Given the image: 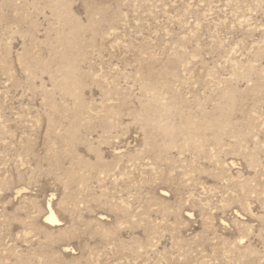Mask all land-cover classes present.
Instances as JSON below:
<instances>
[{
	"label": "rangeland",
	"instance_id": "1",
	"mask_svg": "<svg viewBox=\"0 0 264 264\" xmlns=\"http://www.w3.org/2000/svg\"><path fill=\"white\" fill-rule=\"evenodd\" d=\"M0 264H264V0H0Z\"/></svg>",
	"mask_w": 264,
	"mask_h": 264
},
{
	"label": "bare ground",
	"instance_id": "2",
	"mask_svg": "<svg viewBox=\"0 0 264 264\" xmlns=\"http://www.w3.org/2000/svg\"><path fill=\"white\" fill-rule=\"evenodd\" d=\"M49 214L46 217V222L49 224H56L58 222V219L54 216L50 205H48Z\"/></svg>",
	"mask_w": 264,
	"mask_h": 264
}]
</instances>
